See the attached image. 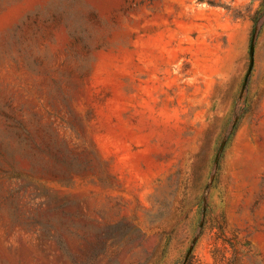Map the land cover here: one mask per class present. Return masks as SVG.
<instances>
[{
    "label": "rangeland",
    "instance_id": "1",
    "mask_svg": "<svg viewBox=\"0 0 264 264\" xmlns=\"http://www.w3.org/2000/svg\"><path fill=\"white\" fill-rule=\"evenodd\" d=\"M264 264V0H0V264Z\"/></svg>",
    "mask_w": 264,
    "mask_h": 264
},
{
    "label": "trees",
    "instance_id": "2",
    "mask_svg": "<svg viewBox=\"0 0 264 264\" xmlns=\"http://www.w3.org/2000/svg\"><path fill=\"white\" fill-rule=\"evenodd\" d=\"M183 264H192V259H187Z\"/></svg>",
    "mask_w": 264,
    "mask_h": 264
}]
</instances>
